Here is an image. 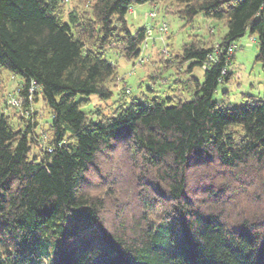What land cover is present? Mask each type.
<instances>
[{"label":"trees","instance_id":"16d2710c","mask_svg":"<svg viewBox=\"0 0 264 264\" xmlns=\"http://www.w3.org/2000/svg\"><path fill=\"white\" fill-rule=\"evenodd\" d=\"M74 1L0 0V264H264V101L212 99L246 33L264 74V0ZM144 3L215 24L208 39L164 47L150 74L202 67L188 100L113 91L122 79L109 56L133 61L155 39L126 20ZM3 69L20 78L12 94ZM91 95L116 98L89 109ZM39 100L47 124L31 111ZM122 170L135 171L137 192L122 188Z\"/></svg>","mask_w":264,"mask_h":264},{"label":"rangeland","instance_id":"374dc122","mask_svg":"<svg viewBox=\"0 0 264 264\" xmlns=\"http://www.w3.org/2000/svg\"><path fill=\"white\" fill-rule=\"evenodd\" d=\"M75 4L76 2L74 0H67L65 3L66 10L73 8ZM131 9L134 11V13L129 12L126 15V20L131 31L142 26H152V31L150 34L155 38V42L154 45H151V43L148 42V47L146 49L142 47L141 53L133 61L128 62L114 54L109 56L110 61L116 63L118 77L122 79L119 85L113 89V91L116 92L120 88H123L125 91V89L128 88L130 92L127 93L125 91L126 94H124L126 95V100H129L130 98H139L140 100H144L155 95L164 97L165 95L178 94L182 99H190L191 94L184 90L186 87V79H188L190 76H194L201 81L204 71L202 67L196 66L192 69V71L189 72L187 67L189 66L190 62L187 61L182 65V72H179V74L176 73V69L171 67L161 69L159 76L156 78L150 77V74H152L151 72H153L157 66H159L157 63L159 54H166L164 47H166L169 53L173 54L179 51L180 46L184 42L192 39L194 35L208 39V31H210V27L215 28V24L212 21L205 19L200 14L193 19L192 23H185V21L178 19L174 15L164 14L162 11L156 12L149 4L146 3L133 5ZM152 10L156 14L155 17L153 19L147 18V14ZM155 23L157 26L164 23L167 26V32L165 35H171V37L168 39L165 38V41L162 42L159 38H161L163 35L162 33L158 34L155 31ZM215 39H217L216 33H214V37L212 39L214 43ZM214 45H216V43ZM256 52L257 49L254 37H250L247 33L235 42L232 53L233 60L229 65H227L228 71L232 73L231 79L229 82H223L217 86L212 98L214 101L219 102L224 99L223 103H229V105L233 107L243 104L245 99L244 96L246 95H251L264 101V74L261 70L260 63L255 61ZM2 77L5 80V92H9L11 94L14 93V90L17 89V84L20 82V78L18 76L12 75L9 71L4 69L2 70ZM175 78L179 79L178 84L173 83ZM14 97L15 99L10 97L9 101L11 103L14 100L18 102L19 99L16 93ZM115 98L116 96H113L111 100L107 101L106 103H102L98 101L95 95H91L88 97L89 104L87 107L91 109V107L97 105L106 108V106H110L111 102L114 101ZM9 109L11 110V108ZM31 111H35L37 115L38 113L40 114V120L42 123L47 124L49 122V112L43 107L41 100H39L37 104L32 103ZM115 153L116 157L114 161L117 163L119 160L118 156L121 154V150L117 149ZM121 157H123V155H121ZM103 159L107 161L110 160L107 156H105ZM128 164L129 163L127 162L126 165ZM107 165H109V161L107 162ZM111 165L113 168L114 162ZM126 171L122 170V174L125 178V180H123L121 183V186H123L122 188L127 190V192H130L131 189L136 187L141 188V186L139 187V184L136 182V174L134 173L135 171ZM101 185L102 182L99 181L97 186L100 187ZM133 191L137 192V189H134ZM122 193L123 192L120 191V194ZM125 193L126 192H124V194ZM121 197L122 196H119V199ZM133 197L134 195L130 197L126 196L127 203H125V205L129 206L133 204V202L139 201L137 199V195L136 199ZM130 198H133V202L130 200ZM125 199L123 197L122 202Z\"/></svg>","mask_w":264,"mask_h":264},{"label":"built area","instance_id":"2783aa9c","mask_svg":"<svg viewBox=\"0 0 264 264\" xmlns=\"http://www.w3.org/2000/svg\"><path fill=\"white\" fill-rule=\"evenodd\" d=\"M148 15H149L150 17H153V16H154V13H153V12H150V13H148ZM158 29H159V31L162 32V33L165 32V31H166V26H165V24H161V25H159ZM147 32H148V34H150L151 29L148 28ZM233 47H234V46H232V45L229 47V52H231V51L233 50ZM224 72H225V71L223 70L222 73H224ZM12 103H13V104H16L17 101L14 100V101H12Z\"/></svg>","mask_w":264,"mask_h":264},{"label":"crops","instance_id":"0c3cea01","mask_svg":"<svg viewBox=\"0 0 264 264\" xmlns=\"http://www.w3.org/2000/svg\"><path fill=\"white\" fill-rule=\"evenodd\" d=\"M154 42H155V39H153V41L151 40V42H150L151 45H154Z\"/></svg>","mask_w":264,"mask_h":264}]
</instances>
